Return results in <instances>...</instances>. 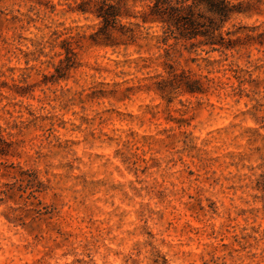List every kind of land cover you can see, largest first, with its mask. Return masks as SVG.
I'll return each instance as SVG.
<instances>
[{
  "label": "clouds",
  "instance_id": "9594fccd",
  "mask_svg": "<svg viewBox=\"0 0 264 264\" xmlns=\"http://www.w3.org/2000/svg\"><path fill=\"white\" fill-rule=\"evenodd\" d=\"M0 264H264V0H0Z\"/></svg>",
  "mask_w": 264,
  "mask_h": 264
}]
</instances>
